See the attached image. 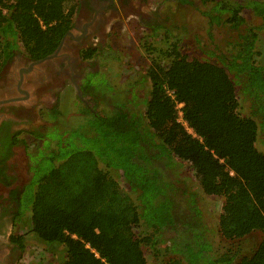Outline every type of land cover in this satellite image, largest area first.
I'll use <instances>...</instances> for the list:
<instances>
[{
    "label": "trees",
    "instance_id": "16d2710c",
    "mask_svg": "<svg viewBox=\"0 0 264 264\" xmlns=\"http://www.w3.org/2000/svg\"><path fill=\"white\" fill-rule=\"evenodd\" d=\"M243 1L264 21V0ZM201 2L214 3L210 24L238 31L225 52L201 49V57L190 58L178 41L159 49L146 70L147 95H134L128 105L122 101L110 114L82 106V98L101 95L81 84L79 107L93 114L92 121L82 135L50 145L39 171L29 159V182L9 192L18 206L13 219L23 225L21 195L30 191V230L43 245L63 246L58 264H148L145 251L155 264H161L159 255H170L162 264H264V153L256 147L264 134V64L257 61L258 35L253 28L241 33L243 4ZM76 9L73 0H0V69L19 49L32 60L53 54ZM145 50L155 48L148 44ZM96 51H81V59L94 58ZM19 135L0 148V183L7 188L14 181L7 162ZM30 135L38 144L44 136ZM184 164L203 195L223 199L218 233L228 246L222 254L210 243L200 195L180 191L169 178V170H178L186 187ZM255 232L261 241L254 252L239 255L240 241ZM23 237L13 238L21 251Z\"/></svg>",
    "mask_w": 264,
    "mask_h": 264
},
{
    "label": "rangeland",
    "instance_id": "374dc122",
    "mask_svg": "<svg viewBox=\"0 0 264 264\" xmlns=\"http://www.w3.org/2000/svg\"><path fill=\"white\" fill-rule=\"evenodd\" d=\"M80 1L73 0L77 8ZM227 1L239 2L245 7L241 14L246 24L244 27H240V30L241 33L244 28L256 30L258 35L256 44L257 61L259 64H264V21L256 16L243 0ZM213 5L214 3L203 4L201 0H189L188 4L183 5L176 0L117 1L115 8L121 15L117 13L106 15L99 39H96V54L87 65H83L77 54L72 51L69 56L71 60L76 59V65L72 70H69L71 74L67 73V76L63 75L57 78L44 68L38 69L39 71L36 70L40 74L43 83L39 86L28 84L25 86L30 97L27 100L28 103L23 102L22 104L29 106L25 111L26 119L31 124L20 127H27L30 129L28 132L43 133L44 136L43 139H38L41 141L39 144L32 141L28 132L20 133L18 136L20 142L12 150L13 154L7 163V173L14 178V181L9 188L5 189L0 186V197L3 198L2 201L4 200L3 204L6 205L5 202L8 201L12 203L14 208H18L16 202L9 197V194L7 197V192L11 188L19 192L29 182V159L31 163H35V168H32L33 171H39L43 166L41 158L49 153L48 148L50 145L62 142L64 137H67L68 141L70 138L84 133L85 127L92 121L91 116L93 114H87L84 109L85 113H82L80 107L84 106L87 109L89 108L91 113L102 115L114 112L119 103L132 104L134 95L142 100L147 95L150 87V83L145 80L146 70L152 65V62L157 61L159 49L166 50L171 43L178 41L182 52L190 58L201 57V49L203 51L219 49L221 52H225L227 50L226 44L237 37L238 31L224 24H210L208 16L214 14L212 11ZM101 19H103V16H101ZM148 44L155 48L154 52L149 53L145 50ZM19 50L24 53L23 49ZM79 66L80 68H78ZM85 72H92V74L90 73L83 78L82 85L93 88L101 97L97 100H94V95L82 98L84 100L81 102L82 106H80L78 101V96L82 97L80 77ZM136 82L139 85L134 87ZM56 83L61 84L52 91L48 90L51 85L55 86ZM129 87L132 90L131 92ZM35 99H38L39 102H36ZM48 104L50 106L54 105L57 110L46 114ZM138 106L141 111L144 110V105L141 102ZM38 145L41 146L35 150ZM256 147L264 153V134L260 133L258 135ZM34 150L35 154L31 158V153ZM183 166L187 169L184 173L187 180L186 187L182 181H179L182 180L183 174L180 175L181 173L178 170H169V178L175 182L180 191L191 190L200 195L198 200L199 207L204 213L203 221L212 230L210 237L212 242L210 241V243H213L214 250L217 253L222 254L228 246L218 233V219L223 199L203 195L189 166L186 164ZM117 180L121 188L129 193L124 179L118 176ZM29 187H25V191ZM29 192L28 190L26 194L21 195L20 214L22 215L21 222H24V224L18 223L17 228L14 230L15 235L24 236L23 241L25 244V249L17 253L20 259L18 264H58L64 257L63 246L43 245L36 241L30 230L29 213L26 212L29 206ZM131 197L133 198V196ZM180 209L185 208L182 206ZM16 222H19V220ZM260 241L261 234L259 232L247 236L240 241L239 255L251 256ZM159 247L163 248L162 244H159ZM145 257L148 264H155V258L149 251H145ZM159 257L162 264L164 260L170 258V255H159Z\"/></svg>",
    "mask_w": 264,
    "mask_h": 264
},
{
    "label": "flooded vegetation",
    "instance_id": "af4514ba",
    "mask_svg": "<svg viewBox=\"0 0 264 264\" xmlns=\"http://www.w3.org/2000/svg\"><path fill=\"white\" fill-rule=\"evenodd\" d=\"M117 1L120 0H81L78 3V8L73 18L72 27L65 34V38L63 37L64 45L53 59L35 65L28 71L30 65L39 60H32L28 58L25 53L17 50L14 52L11 59L3 65L0 69V148L13 140L17 133H27L30 130L27 127H20L22 125L26 126L31 124L30 121L26 119L27 116L25 111L29 106L22 104L23 102L28 103L27 100L29 98L24 100L20 99L24 98L23 93L26 91L25 86L27 84L30 86L42 85L43 82L40 79V74L36 72V70L44 68V70L51 72L57 78L63 75L67 76V73L71 74L69 70H72L76 65V59L74 58L71 60L69 56V53L72 51L77 54L83 65H87L92 59L83 60L81 59L80 53L83 50L95 48L96 39H99V35L105 23L104 19L108 13H113V15L117 13L121 15L115 8ZM126 1L128 2L129 0ZM82 13H84V15L81 16ZM101 16H103V19H101ZM81 22L83 23L81 24ZM78 68H80V66ZM90 73L92 74V72ZM90 73H83V76L80 77L81 84L83 78ZM59 84L61 83H56L55 86L51 85L48 90L52 91L54 88L58 87ZM78 98L80 97L78 96ZM83 100L84 99H82V101ZM35 101L39 102L38 99H35ZM54 108V105L50 106V104H48L46 106V114L51 112ZM14 148L15 146L13 149ZM0 186L5 189L7 188L1 185V183ZM11 189L8 190L7 197ZM2 199L3 198L0 197V264H18L20 259L17 253H20L21 249L13 242V238L15 237L14 230L18 225L13 219L14 207L12 203L8 201H6V205H4V200L2 201Z\"/></svg>",
    "mask_w": 264,
    "mask_h": 264
},
{
    "label": "water",
    "instance_id": "95a60500",
    "mask_svg": "<svg viewBox=\"0 0 264 264\" xmlns=\"http://www.w3.org/2000/svg\"><path fill=\"white\" fill-rule=\"evenodd\" d=\"M64 38H65V37H64ZM64 38H63L62 41L60 42L58 48L56 49V51H55V53H54L53 55H50V56H48V57H46V58H44V59H42V60H39V61H36V62L32 63V64L30 65L28 71L31 70L32 67H34L35 65L42 64L43 62L48 61V60H51V59H53L54 57H56L57 54H58V52L61 50V48H62L63 45H64V44H63V43H64ZM77 88H78V87H77ZM78 94H79V91H78ZM23 95H24V98H22V99H20V100H24V99H28V98H29V94H28L26 91L23 93Z\"/></svg>",
    "mask_w": 264,
    "mask_h": 264
},
{
    "label": "built area",
    "instance_id": "2783aa9c",
    "mask_svg": "<svg viewBox=\"0 0 264 264\" xmlns=\"http://www.w3.org/2000/svg\"><path fill=\"white\" fill-rule=\"evenodd\" d=\"M178 121H180V122L182 121V119H181V113L180 112L178 113ZM187 131L188 132H191V130H189V129H187Z\"/></svg>",
    "mask_w": 264,
    "mask_h": 264
}]
</instances>
